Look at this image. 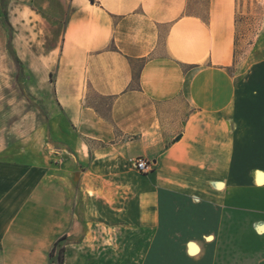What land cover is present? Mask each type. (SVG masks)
Returning a JSON list of instances; mask_svg holds the SVG:
<instances>
[{
	"label": "crops",
	"instance_id": "0c3cea01",
	"mask_svg": "<svg viewBox=\"0 0 264 264\" xmlns=\"http://www.w3.org/2000/svg\"><path fill=\"white\" fill-rule=\"evenodd\" d=\"M69 1L39 62L53 78L55 140L71 148L53 187L73 190L65 179L82 174L74 229L86 234L70 253L91 264L100 239L102 264H157L160 236L197 233L185 252L200 251L198 264H264V59L240 85L236 0H208L204 14L190 0ZM138 157L152 172H136ZM12 186L0 183V200ZM13 217L3 212L0 236Z\"/></svg>",
	"mask_w": 264,
	"mask_h": 264
},
{
	"label": "rangeland",
	"instance_id": "374dc122",
	"mask_svg": "<svg viewBox=\"0 0 264 264\" xmlns=\"http://www.w3.org/2000/svg\"><path fill=\"white\" fill-rule=\"evenodd\" d=\"M207 6L208 0H190L191 12L204 14ZM236 13L233 72L239 75V84L246 85L247 72L264 59V0H236ZM70 14L69 0H0V183L13 185L8 197L0 200V218L5 211L14 214L9 233L0 236V264H58L62 248L67 264H82L80 255L70 253L86 234L74 229L75 222L82 225L75 217L77 209L80 213L76 186L82 174L73 170L71 181L65 179L73 190L53 187L54 179L59 180L58 167L65 164L60 158L70 156L71 148L55 140L53 78L39 62L58 46ZM21 164L23 172L16 168ZM88 190L94 197L100 194ZM66 192L71 193V204ZM189 235L160 236L154 262L198 264L200 251L191 258L185 252L188 241L198 244L197 233ZM92 245L91 264H102L105 247H99L100 239Z\"/></svg>",
	"mask_w": 264,
	"mask_h": 264
},
{
	"label": "built area",
	"instance_id": "2783aa9c",
	"mask_svg": "<svg viewBox=\"0 0 264 264\" xmlns=\"http://www.w3.org/2000/svg\"><path fill=\"white\" fill-rule=\"evenodd\" d=\"M131 164L141 174H148L152 172V164L143 157L132 159Z\"/></svg>",
	"mask_w": 264,
	"mask_h": 264
},
{
	"label": "bare ground",
	"instance_id": "6f19581e",
	"mask_svg": "<svg viewBox=\"0 0 264 264\" xmlns=\"http://www.w3.org/2000/svg\"><path fill=\"white\" fill-rule=\"evenodd\" d=\"M258 182H260L261 184L264 183V174H258ZM219 187H223L224 185L223 184H219L218 185ZM260 232H264V225H262L260 228H259ZM198 251V247L197 245L195 244H191V253L192 254H195L197 253Z\"/></svg>",
	"mask_w": 264,
	"mask_h": 264
},
{
	"label": "trees",
	"instance_id": "16d2710c",
	"mask_svg": "<svg viewBox=\"0 0 264 264\" xmlns=\"http://www.w3.org/2000/svg\"><path fill=\"white\" fill-rule=\"evenodd\" d=\"M59 241H57L56 246H57ZM63 253H64V249L62 248L61 252H60V254L58 256V264H64V255H63Z\"/></svg>",
	"mask_w": 264,
	"mask_h": 264
},
{
	"label": "water",
	"instance_id": "95a60500",
	"mask_svg": "<svg viewBox=\"0 0 264 264\" xmlns=\"http://www.w3.org/2000/svg\"><path fill=\"white\" fill-rule=\"evenodd\" d=\"M180 138H181V137H178V139H177V140H180Z\"/></svg>",
	"mask_w": 264,
	"mask_h": 264
}]
</instances>
